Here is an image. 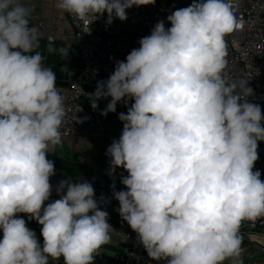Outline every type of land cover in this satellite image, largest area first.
Returning a JSON list of instances; mask_svg holds the SVG:
<instances>
[{"label":"clouds","instance_id":"obj_1","mask_svg":"<svg viewBox=\"0 0 264 264\" xmlns=\"http://www.w3.org/2000/svg\"><path fill=\"white\" fill-rule=\"evenodd\" d=\"M156 0H55L84 24L107 13L128 19L133 6ZM29 0H0V264H93L111 240L109 214L87 181H60V198L45 206L63 145L66 116L56 73L43 65L41 33ZM159 21L126 61L87 93L91 108L134 101L120 113L123 129L108 147L112 171L123 168L127 190L113 191L119 215L149 258L166 264H244L241 224L264 218V181L254 171L264 115L248 81L226 78V37L237 20L225 0H193ZM49 51H56L51 43ZM62 58L66 48L59 49ZM66 65L60 68L67 71ZM239 87L240 91L236 89ZM82 111V108L78 110ZM88 117H74L83 123ZM113 189L115 186H112ZM66 189V193L65 190ZM41 228L43 244L23 218Z\"/></svg>","mask_w":264,"mask_h":264},{"label":"built area","instance_id":"obj_2","mask_svg":"<svg viewBox=\"0 0 264 264\" xmlns=\"http://www.w3.org/2000/svg\"><path fill=\"white\" fill-rule=\"evenodd\" d=\"M237 20V27L226 37L227 41V60L226 78L229 82H239L241 79L248 81V87L253 89V95L246 97L249 101L259 104L261 111L264 112V0H225ZM32 8V19L30 24L37 26L41 33V38L48 43L53 42L54 33L58 31L56 24L52 20H46L41 17L39 6L36 3L29 2ZM175 9L163 2H156L154 5L136 7L133 6L126 10L128 19L121 21L113 18L111 24L107 23V13L97 18L89 26L90 34L82 33L84 24L75 16L67 14V19L72 27L71 31H64L63 38L65 42L74 46L80 59L81 69L79 72L70 71L65 83L60 88V94L64 97V106L66 116L64 124L60 131L62 137L80 136L82 130L87 135L104 143L106 149L102 155L99 174L118 182L121 187L118 191L127 190L121 183V179L128 173L123 168H116L112 171L110 167L111 157L106 155L108 147L114 140H118L122 133L123 122L119 118L110 115H95L81 104V99L87 97L89 93L84 82L88 80L92 83H98L104 76H110L115 70L117 61H126L127 53L121 52L115 46L111 35L116 23H123L128 30L136 32L142 31L145 36L151 34L154 26L161 20L165 27H171L167 16ZM240 91L239 87L236 89ZM82 108V111L79 109ZM121 113H127L122 110ZM88 117L83 123H76L74 117ZM60 181L50 177L52 192L48 203L54 202L60 198L57 193V186ZM66 193V189L64 190ZM119 204L110 198H102V210L109 215H119ZM120 216V215H119ZM16 218L25 219L20 213ZM26 221V220H25ZM27 227L30 224L26 221ZM113 234L121 240L118 250L114 256L116 264H164V261H155L148 257L142 244L139 243L137 234L132 231L126 221L118 220L112 225ZM3 238V232L0 230V239ZM262 242H257V250L246 255H241L245 264H254L252 258L259 254L264 259V235ZM225 264H228L225 261Z\"/></svg>","mask_w":264,"mask_h":264},{"label":"crops","instance_id":"obj_3","mask_svg":"<svg viewBox=\"0 0 264 264\" xmlns=\"http://www.w3.org/2000/svg\"><path fill=\"white\" fill-rule=\"evenodd\" d=\"M29 2L36 3L39 6L41 17L46 20H52L57 26L58 31L54 33L55 38L53 42H51L52 47L56 51H49L48 45L50 43L43 38L40 39V47L36 49V51L40 52L44 56L43 65L45 67L52 68L56 73L57 89L60 92V88L65 83L68 73L70 71L79 72L81 69L80 59L76 49L73 45L65 42L63 38V32L71 31L72 27L67 19L66 13L55 7V0H29ZM156 2L167 3L176 10L188 7L193 0H156ZM142 37H145L142 31L138 30L131 33L123 23H116L113 27V33L111 35L117 49L127 54H129L132 49L139 47V40ZM61 48H66L68 50L69 54L67 58L61 57L59 52V49ZM64 65L67 66L68 70L61 72L60 68ZM109 77L110 76H104L100 81H106ZM97 84L98 83H92L85 80L84 87L89 93H94ZM110 100V97L99 99L97 101L98 108L96 110L91 108V101L87 97H83L81 99V104L93 114L101 115V112L106 108ZM132 103H134V101L129 100L126 106L122 100L117 103L116 112H109L107 115L117 118L119 117L121 111L127 110ZM262 115H264V112H262ZM62 140L65 149H67L69 153L73 154V157H58L54 154V150L49 152L48 155L56 166L55 171L57 174L65 178H87L92 175L99 174L100 161L106 149V145L104 143L87 135L85 130H82L80 136L62 137ZM258 154L259 159L255 163L253 170H259L261 172L260 178L264 181V141L258 142ZM104 197L107 196L102 192L95 190V199L98 201L101 210L102 198ZM20 214L30 224V229L35 232L37 239L42 245V226L34 219H30L28 214ZM120 219L122 218L119 215H109V223L111 226ZM239 234L242 237L241 255L246 258L248 253L257 250L256 243L262 242L264 230L248 229L240 231ZM110 236V242L100 249L99 254L95 255L93 264H116L114 256L118 250L121 240L113 234L112 229H110ZM252 260L254 264H264V259L259 254H255ZM56 264H64L63 257H61ZM164 264H166V261H164Z\"/></svg>","mask_w":264,"mask_h":264},{"label":"water","instance_id":"obj_4","mask_svg":"<svg viewBox=\"0 0 264 264\" xmlns=\"http://www.w3.org/2000/svg\"><path fill=\"white\" fill-rule=\"evenodd\" d=\"M54 154L58 157H68V158L73 157V154L69 153L68 150L65 149L64 145H62L61 147H58L56 150H54ZM52 177L59 179V180H69L73 183H81V182L87 181L90 184H92V186L94 187L95 190L102 192L103 194H105L107 196V198H110L111 200H113L114 202L119 204V202L113 196V191H118V188H120L121 185L112 179L102 177L100 174L92 175V176L87 177V178H65V177H62L55 172V174ZM113 185L115 186L114 189L112 187ZM248 229L264 230V218L258 219L254 222L253 221H244L241 224L240 231H245Z\"/></svg>","mask_w":264,"mask_h":264},{"label":"rangeland","instance_id":"obj_5","mask_svg":"<svg viewBox=\"0 0 264 264\" xmlns=\"http://www.w3.org/2000/svg\"><path fill=\"white\" fill-rule=\"evenodd\" d=\"M50 160H51V158L50 157H48ZM55 169H56V166H55ZM56 172V171H55ZM56 262L57 261H52V260H49V264H56Z\"/></svg>","mask_w":264,"mask_h":264}]
</instances>
